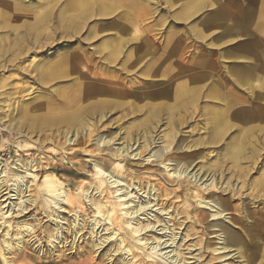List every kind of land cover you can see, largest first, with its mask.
Masks as SVG:
<instances>
[{"label": "bare ground", "instance_id": "obj_1", "mask_svg": "<svg viewBox=\"0 0 264 264\" xmlns=\"http://www.w3.org/2000/svg\"><path fill=\"white\" fill-rule=\"evenodd\" d=\"M177 1H181L180 3L185 8H188V11L195 10L197 2H199L198 0ZM220 1L200 0V4L203 7H209V12L214 13V16L209 19L213 26H222V20H225V17H231L228 12H225ZM242 1L247 6H238V8L241 7L242 10L247 8L245 15L242 17L252 20L253 39H264V0ZM164 3L169 5L171 0H164ZM141 8V0H0V68L19 70L21 73L31 77L33 75L32 81L41 86L61 83L59 87L49 89L45 95L32 101L31 104L19 102L16 114L8 118V120L5 121L0 117L2 130L13 133L17 143L13 144L14 141L11 140V144L7 139H3L1 129L0 142H8L14 148L19 149L22 148L23 144H20L17 138H27L30 141V145L34 146L39 142L38 138L33 139L32 134H28L25 129L30 130V132H36L39 126H50L54 128V131L43 138L44 142L51 144L50 152L56 156H61V161L64 158L77 159L76 162H73L75 168L69 169V173L76 177H84L83 171L89 162H94L95 165H98L97 168L95 167L96 172L90 185L94 187L95 191H99L102 196L98 200L96 199V202H93V205H95L93 212L103 217V220L110 222L113 230L104 227L106 231L108 230L107 233L105 232L107 238L101 240L97 237L99 242H97V238L93 233L90 234L91 243L94 248H98L103 242L108 240V237L115 235V227L120 229V240L118 239L119 242H117L118 240L114 241L115 244L117 242L114 249L116 252L124 251L130 254V258H127V256L114 257L120 264L136 263V260L131 261L136 255L131 250L130 240H133V245L137 249L142 251L149 249L146 246L147 242H142V237L140 233L138 234L140 230L147 227V224L144 226L141 222H133L134 219H138L135 215L143 210L144 207L136 201V196L130 194V191L126 188L122 191L120 187L113 190L119 184H117L118 182L115 179H111L112 175L107 172L109 171L111 174L121 177L130 176L129 181L136 179L139 190L144 188L148 182L146 178L138 175L136 171L133 172L128 167V170H126L127 168L120 164V160L129 159L130 156L132 158L138 156V159L143 162L160 158V161L157 162L156 160L155 164L158 166L160 164L163 165L169 176L176 177L178 180L187 177L192 181H189L192 185L190 189L197 204L213 206L217 214L221 215L229 209V206L227 199L221 198L215 192L219 190L218 187H215V176L220 174L219 183H222L223 179L226 178V185L228 188L231 186V189L234 190L233 181L237 180L236 178L245 176V169L241 167V162L244 159L250 160L252 157V145H255L258 141L255 136L239 135L233 132L237 128L236 124L226 119V116L234 117V115H231L232 112L229 111L234 105L231 99L227 100L223 106L224 111L210 108L206 104L201 105L202 108L206 107L201 116L203 122L199 121L200 124L201 122L204 124L205 135L198 134L197 137L189 140L180 139L182 124L191 118V111L188 108L195 106L198 100L208 93L202 94V86H199V82H197L198 80L195 77L187 78L184 75L185 72H181V70L169 71L160 72L161 77L156 80L140 78V80L134 79L130 83L128 82L127 74L121 76L112 71L103 72L87 69L83 71L81 63L86 59L84 48L72 47L70 46L71 44L57 42L58 39L79 38L78 35H80L79 33L82 29H84L85 35L81 39L84 42L91 41L97 34L100 37L101 32H97L96 27L88 26L89 20L107 17L108 13L117 11L113 20H103L102 22L104 24L124 22L130 20L134 12H140ZM235 18L236 16H232L231 20L233 21ZM120 35L121 33L118 30L116 36L120 38ZM103 41L102 48L99 50L104 56L103 59L112 63L117 58L115 52L119 50L118 45H120L121 40ZM54 42L57 43L53 45ZM48 47L52 49L51 52L44 51V48L48 49ZM166 47L169 51L171 50L169 44ZM30 53H40V57L34 59L31 56L32 58L29 59L28 64H21ZM128 60L130 59L128 58ZM140 60L137 59L136 62ZM162 60L163 56H158L150 67L158 70ZM133 61L131 60L129 63ZM255 67L256 71L254 72L257 76L261 79L264 78V58L257 61ZM158 73H156V76L159 75ZM183 76L185 77L184 80L179 81V78ZM245 77H249V74ZM234 80L239 82V75ZM259 89L256 99L259 104H262L264 97L259 94L262 91V87H259ZM219 94L216 89L212 93L209 92V96L216 99ZM184 113L187 114L186 117L183 116ZM262 114L263 110H260L257 116L261 118ZM251 119L252 117L245 116L243 122L245 124L251 123ZM161 123L164 124L162 129L159 128ZM229 131L230 133L228 134ZM155 132L158 133L160 141H162V137H165V142L167 143L165 146L157 144L159 141L156 140L157 138H153V133L155 134ZM36 134L34 135L37 136ZM157 135L155 134V136ZM137 139H142L139 153L130 154L128 150L132 147L131 141ZM153 145L156 148L151 151L152 153L147 157H143V151L152 150L147 149V147H153ZM210 145H216L212 155L209 154L210 151L204 150L205 146L210 147ZM174 147H176V150H183V152L171 155L169 151ZM184 150H189V152ZM3 156L4 151L0 149V258L3 264H16L13 262L14 258H8L7 254L18 252L16 253V258L18 256L24 258L26 254L20 250L24 245L26 236L31 237L32 232L29 227L23 230L17 229V227L13 230L11 223L7 220L14 216L16 218L17 213L23 211V204L29 199L28 192L30 191L31 183L35 181V171L37 168L39 169L40 163L38 162L39 160L37 161V159L32 157L26 159L16 157L8 162L2 158ZM86 157L88 159H85ZM198 157H200L202 163L196 171L190 173L188 168L193 160ZM54 166L56 165L54 164ZM201 171L203 176L210 175V182L204 185L201 182L198 183L200 179L197 176ZM226 173L228 176L225 175ZM262 175L264 176V172ZM44 182L43 187L40 186L36 189L34 186L31 190L37 193L39 191L47 197L43 198L44 201L38 206L40 209H45L46 207L47 211L51 210V212H54L53 215H56V218H51L57 226L54 237L59 239V242H62L61 239L63 237L57 235L61 227L57 218L63 207L57 198L59 200L62 198V200L66 201L69 213L74 211V208H79L82 204L79 198L73 199L69 195L70 193L68 196L62 195V192L59 191L61 186L58 185L55 178L44 179ZM105 184L106 187H104ZM253 187L260 191L262 190L260 192L261 195L264 194V182L254 183ZM250 188L252 190V186ZM118 190L119 193H117ZM156 191L159 201L155 205L159 206L160 212L170 216L163 223L161 229L165 231L169 229L167 223L170 220H174L170 232L165 233L164 231V235L170 236L171 243H174L178 233L174 229H180L184 219L179 220V218L186 214V207L190 204V201L187 204V200L184 198L179 205L168 204L161 197L168 196L171 192L170 189L158 185ZM47 215L49 217L52 216L49 212ZM93 216L94 222L97 224L99 220H97L95 215ZM177 216L179 217L177 218ZM160 221L157 218L155 222ZM132 223L135 225H132ZM67 224L70 226L65 228V230L70 231L69 235L72 236V242L80 236L78 235L79 231L86 228V223L82 226L77 218ZM189 232L190 229H186L183 236H190L191 233ZM225 232V238H227L224 241H229L231 244L229 249L232 248L235 253L230 257L236 258L237 264H264V234L260 237L253 236L252 243L248 247L250 251H247L248 245L243 242L238 234L229 228H226ZM118 235L119 233L116 234L115 238ZM154 239H157V244L160 245L158 237L156 236ZM144 240L147 241V238ZM112 245L113 242L111 243ZM179 248V246H176L174 250L175 261L181 260L184 264L186 259L181 257ZM105 251H107L106 255H110L107 254L110 250L106 249ZM154 253L156 252H144L143 257L148 258L147 260L143 259L141 261L142 264H152L151 258H155V263L158 262L157 260L163 259V256L160 255L159 257L157 253ZM33 263L42 264L39 258L33 260Z\"/></svg>", "mask_w": 264, "mask_h": 264}, {"label": "rangeland", "instance_id": "obj_2", "mask_svg": "<svg viewBox=\"0 0 264 264\" xmlns=\"http://www.w3.org/2000/svg\"><path fill=\"white\" fill-rule=\"evenodd\" d=\"M198 1L197 8L188 11V8H185L180 3L181 1L177 0H171L170 6L166 5L164 0H141L142 8L140 12H134L130 20L109 23L110 26L108 23L104 24L102 22L103 20H113L117 11L108 13L107 17L89 20L88 26L96 27L97 32H101L100 37L97 34L91 41L84 42L81 38L85 35V31L82 29L83 31L81 30L80 35H78L79 38L72 37L73 39L57 40L60 43L71 44L70 46L72 47L78 46L84 48L86 59L81 63L83 71L86 69L103 72L112 71L121 76L127 74L128 82L130 83L134 79L140 80V78L156 80L158 77H161L160 72L165 73L169 71L181 70V72H185L184 75L187 78L195 77L198 80L197 82H199V86H202V94L208 93L206 96L203 95L205 98L202 97L198 100L195 106L186 107L191 111V118L182 124L180 139L189 140L197 137L198 134L205 135L206 129L202 123L201 116L206 107L202 108L201 105L206 104L210 108L222 109L224 111L223 106L229 99L234 104L229 109L232 112L231 115H234V117L226 116V119L236 124L237 128L233 132L239 135H251L258 138L256 144L252 145V157L250 160L244 159L241 162V167L245 169V176L236 178L237 180L233 181L234 190L231 189V186L228 188L226 178L223 179L222 183H219L220 174H216L215 176V187L219 189L215 192L221 198L227 199L226 201L229 206V209L221 215L217 214L213 206L197 204L190 189V186H192L190 182L192 181L187 177L178 180L176 177L169 176L163 165L160 164L158 166L155 164L156 160L157 162L160 161V158H154V161L143 162L138 159V156L134 158L130 156L129 159L120 160V164H123L125 168L128 167L129 170L132 169L133 172L136 171L138 175L147 179L148 183L141 190H139L136 179L132 178L133 180L129 181L130 176L121 177L111 174L109 171L107 172L109 175H112L111 179H115L118 182L117 184H119L113 190L120 187L122 191L126 188L130 191V194L136 196V201L144 207L143 210L135 215L138 219H134L133 222H141L144 226L147 224V227L140 230L138 234L140 233L142 242H147L146 246L149 249H146L147 251L137 249L133 245V240H130V244L132 245L131 250L136 255L131 261L136 260L135 264H142L141 261L143 259L147 260L148 257H143L144 252H156L159 257L160 255L163 256V259L157 260L158 264H183L181 260L175 261L174 250L176 246L180 247L181 257L186 259L184 264H237V259L230 257L235 253L232 248L229 249L231 244L229 241H224L227 238H225V229L229 228L238 234L243 242L248 245L247 248L252 243L253 236L260 237L264 234V194L261 195L260 192L262 190L260 191L256 187H253L254 183L259 184L264 182V176L262 175L264 172V100L262 104H259L256 99L258 91H260L259 87H262V93L260 92L259 94L261 97H264V78H259L254 72L256 71L255 66L257 65V61L264 58V39H253L252 20L242 17L245 15L247 8L244 10L241 7L238 8V6H247L242 0L220 1L225 12H228L231 17L236 16L233 21L231 17H225V20H222V26H213L209 22L214 13H210L209 7H203L200 4V0ZM235 6H237L236 9ZM116 30L120 31V38L116 36ZM117 39L121 40L120 45H118L119 50L115 52L117 58L112 63H109L108 60L103 59L104 56L99 49L102 48L103 40L111 42ZM57 42H54L53 45ZM167 44L171 46L170 51L166 47ZM48 49L44 48V51L51 52L52 49ZM105 51L107 50L105 49ZM31 56L37 59L40 57V53H30L21 64H28L29 59L32 58ZM158 56H163V60L157 70L154 67H150V65ZM137 59H141L142 61L136 62ZM131 60L134 61L129 63ZM157 72H159L158 76H156ZM247 74H249V77H245ZM237 75H239V82H235L234 80ZM32 77L21 73L19 70L0 68V117L5 121L16 114L19 102L31 104L32 101L45 95L49 89H55L61 84L41 86L34 83ZM184 78V76L180 77L179 81L184 80ZM215 89L220 93L217 99L209 96V92L212 93ZM221 96L223 97L221 98ZM194 110H196L195 113ZM260 110H263L261 118L257 116ZM183 116L186 117L187 114L184 113ZM245 116L252 117V122L245 124L243 122ZM182 118L184 119V117ZM199 121H202L201 124ZM1 126L0 123L2 138L7 139L10 143L12 140L14 141L13 144H16L15 135L2 130ZM162 126H164L163 123L159 125V128L162 129ZM47 127L45 125L39 126L37 129L40 131L37 130L36 132H30V130L25 129L28 134H32L33 139L38 138L39 142L34 146L30 145V141L27 138H17L19 143L23 144L22 148L19 149L14 148L8 142H6L7 144L2 141L0 142V149L4 151L2 158L8 162L16 157L23 159L32 157L37 159V161L39 160L38 162L41 166V168L40 166L39 169L37 168L38 171H35L36 178L31 183L30 191L28 192L29 199L23 204V211L17 213L16 218L14 216L13 218H9L10 220H7L11 223L13 230L17 227V229L21 230L27 227L31 228V237L26 236L24 245L20 250L24 251L26 256L24 258L21 256L16 258V253L18 252H13L7 254L8 258H14L13 262L16 264H34L33 260L38 258L42 264H120L114 257L127 256V258H130L129 253H125L124 251L116 252L114 249L120 240V229L115 227V235L108 237V240L103 242L98 248H94L91 243L90 234L93 233L96 238L99 237L103 240L107 238L106 233L108 231L104 227H108L109 230L113 227L110 222L103 220V217L93 212L95 207L93 202H96V199L98 200L102 196L99 191H95L94 187L90 185L93 182L92 177H94L98 165H95L94 162H89L83 171L84 177H76L69 173V169L75 168L73 162H76L77 159L64 158L61 161V156H56L50 152L51 144L44 142L43 138L54 131V128ZM35 133H37V136L34 135ZM155 134L157 135L158 133L155 132ZM155 134L153 133V138H157L156 140L159 141L157 144L165 146L167 144L165 137H162V141H160L158 139L159 135L155 136ZM131 144L132 147L128 150L130 154L139 153L142 139L133 140ZM215 146H205L204 150L210 151L209 154L212 155L213 149L216 148ZM150 147L152 146H148L147 149L152 150L143 151V157H147L156 148L154 145L152 148ZM184 151L189 152V150ZM169 152L172 155L183 152V150H176V147H174ZM85 159L88 158L86 157ZM170 162L173 164L172 161ZM201 163L200 157L194 159L188 168L190 173L196 171ZM202 171L198 174L197 178L200 179L198 183L201 182L204 185L210 182V175L203 176ZM225 175L228 176L227 173ZM47 178H55L58 185L61 186L59 187L60 190H58L62 192V195L68 196L70 193L69 195L73 199L79 198L82 204L79 208L73 209L76 212L72 211L69 213L66 201L62 200V198L60 200L57 198L63 207L57 218L61 226L57 235L63 237L61 239L62 242H59V239L54 237L57 226L51 218H56V215H53L54 212H51V210L47 211L46 207L45 209H40L38 206V204L44 201L43 198L47 197L39 191L37 193L31 190L34 186L36 189L40 186L43 187L45 183L44 179ZM82 185L83 187H81ZM158 185L170 189L171 192L168 196L161 197L168 204L179 205L184 198H186L187 204L190 201V204L186 207V214L179 218V220L184 219V222H182L179 230L174 229L175 232H178L174 243H171L170 236L164 235L170 232L174 220H170L167 223L169 229H166V231L161 229L163 223L170 216L169 214L166 215L164 212H160L159 206L155 205L159 201L156 191ZM104 187H106V184ZM117 193H119V190ZM48 212L52 214L51 217L47 215ZM93 215L99 220L97 224L94 222ZM75 218L79 219L82 226L86 223V228L80 230L78 233L80 236L72 242V236L69 235L70 231H66L65 228L69 227L70 225L67 223L72 222ZM157 218L161 221L155 222ZM134 223L132 225H135ZM186 229H190L189 233L191 235L184 237ZM117 233L119 235L115 238ZM143 233L145 234L142 236ZM156 236L159 239L160 245L157 244L158 240L154 239ZM145 238H147V241L144 240ZM114 241H117L116 244ZM162 241L163 243H161ZM97 242H99L98 238ZM112 242L113 245L111 246ZM106 249L110 250L107 253L110 255H106ZM247 251H250L249 248ZM195 256H198V258ZM154 259L151 258L152 264H157ZM0 264H3L1 258Z\"/></svg>", "mask_w": 264, "mask_h": 264}]
</instances>
